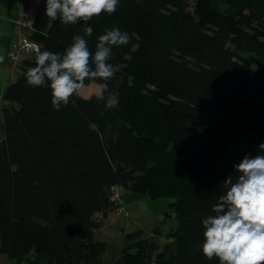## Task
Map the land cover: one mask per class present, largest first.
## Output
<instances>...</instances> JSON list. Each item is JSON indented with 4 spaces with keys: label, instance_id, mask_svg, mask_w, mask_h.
Listing matches in <instances>:
<instances>
[{
    "label": "trees",
    "instance_id": "trees-1",
    "mask_svg": "<svg viewBox=\"0 0 264 264\" xmlns=\"http://www.w3.org/2000/svg\"><path fill=\"white\" fill-rule=\"evenodd\" d=\"M45 5L38 0L29 35L42 51L62 55L81 35L94 55L112 28L131 40L112 48L115 109L105 93L54 110L47 84L26 83L36 55L6 87L0 253L18 264H102L94 230L116 208L117 187L170 198L177 225L169 244L157 227L124 234L114 264H219L201 254L202 220L228 176L235 181L233 166L264 144V0H192L191 10L187 0H120L114 14L74 25L51 20Z\"/></svg>",
    "mask_w": 264,
    "mask_h": 264
},
{
    "label": "clouds",
    "instance_id": "clouds-1",
    "mask_svg": "<svg viewBox=\"0 0 264 264\" xmlns=\"http://www.w3.org/2000/svg\"><path fill=\"white\" fill-rule=\"evenodd\" d=\"M120 0H46L45 15L64 25L87 22L101 13L112 15ZM85 36H91L93 28H83ZM93 53L81 35L73 37L72 44L64 53L42 51L39 44H31L35 51V67L26 72L30 87L48 85L51 105L59 111L67 106L73 95L85 88L86 81L97 83V96L104 98L109 93L107 81L118 71V66L109 63L113 46H125L131 37L119 28L105 29L99 36ZM4 59L0 56V62ZM94 65V67H93ZM75 103V101H71ZM119 103L118 93H109L107 109H115ZM89 129L99 132L96 123ZM264 144L258 145V154L245 155L234 165L233 175L223 182L224 194L220 195L213 208V215L202 220L203 243L201 254L207 259L216 258L219 264H264Z\"/></svg>",
    "mask_w": 264,
    "mask_h": 264
},
{
    "label": "rangeland",
    "instance_id": "rangeland-1",
    "mask_svg": "<svg viewBox=\"0 0 264 264\" xmlns=\"http://www.w3.org/2000/svg\"><path fill=\"white\" fill-rule=\"evenodd\" d=\"M188 9L191 10L192 0H187ZM98 88L96 83H90L80 90L79 94L97 95ZM82 96V95H81ZM84 97V96H82ZM85 98V97H84ZM121 202L124 207L123 211L115 208L113 211L114 216L121 222L125 234H130L136 231H142L143 237H148L154 228H159L161 231L160 245L169 243L172 239L168 235L176 229L177 221L173 210L168 206L171 202L170 198L151 199L146 194L136 192H121ZM168 214V215H165ZM102 217V219H104ZM99 218H101L99 216ZM124 221V225L122 222ZM126 236L117 244L108 245L106 253L103 256L102 264H114L115 260L119 257L120 246L123 244ZM115 246V247H114Z\"/></svg>",
    "mask_w": 264,
    "mask_h": 264
},
{
    "label": "crops",
    "instance_id": "crops-1",
    "mask_svg": "<svg viewBox=\"0 0 264 264\" xmlns=\"http://www.w3.org/2000/svg\"><path fill=\"white\" fill-rule=\"evenodd\" d=\"M37 2L38 0H0V56L4 57L3 61L0 62V95H3L6 87L9 84L14 83L19 76V71L14 70L7 58V52L13 47L16 41L12 21L18 17L24 16L29 8L36 9ZM25 33L29 37L31 31L25 29ZM81 95L85 98L88 97V95ZM1 108L2 107L0 105V110ZM2 137L3 121L0 114V140ZM122 224L124 225V221ZM123 231L124 228L121 226V222H119V220L114 216L113 211H110L107 212L106 217L102 219V224L94 230V238L98 241H103L107 250L109 244L115 245L122 242L121 240L125 236V232ZM125 243L126 242L124 241V245ZM122 247L123 244L120 246V252ZM0 264L18 263L13 259L8 258L7 255L0 253Z\"/></svg>",
    "mask_w": 264,
    "mask_h": 264
},
{
    "label": "built area",
    "instance_id": "built-area-1",
    "mask_svg": "<svg viewBox=\"0 0 264 264\" xmlns=\"http://www.w3.org/2000/svg\"><path fill=\"white\" fill-rule=\"evenodd\" d=\"M34 16L35 9L29 8L24 16L18 17L12 21L16 41L13 47L7 52V58L15 71H18L24 60L32 58L36 55L30 45L38 43L30 39L25 33V29L30 31L33 30ZM7 104V101L3 99V95H0L1 107ZM111 191V200L116 204V208H118L119 211H123L124 207L121 202L120 190L117 187H112Z\"/></svg>",
    "mask_w": 264,
    "mask_h": 264
},
{
    "label": "bare ground",
    "instance_id": "bare-ground-1",
    "mask_svg": "<svg viewBox=\"0 0 264 264\" xmlns=\"http://www.w3.org/2000/svg\"><path fill=\"white\" fill-rule=\"evenodd\" d=\"M170 237H171V236H170ZM171 239H172V237H171ZM172 240H173V239H172ZM172 240H171L170 242H172ZM170 242H169V243H170ZM169 243H166V244H169Z\"/></svg>",
    "mask_w": 264,
    "mask_h": 264
}]
</instances>
